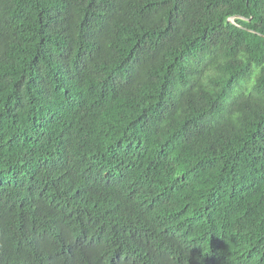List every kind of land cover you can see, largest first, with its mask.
Returning <instances> with one entry per match:
<instances>
[{
  "label": "trees",
  "instance_id": "trees-1",
  "mask_svg": "<svg viewBox=\"0 0 264 264\" xmlns=\"http://www.w3.org/2000/svg\"><path fill=\"white\" fill-rule=\"evenodd\" d=\"M0 264H264V0H0Z\"/></svg>",
  "mask_w": 264,
  "mask_h": 264
},
{
  "label": "water",
  "instance_id": "water-1",
  "mask_svg": "<svg viewBox=\"0 0 264 264\" xmlns=\"http://www.w3.org/2000/svg\"><path fill=\"white\" fill-rule=\"evenodd\" d=\"M233 18H230L229 20L232 21Z\"/></svg>",
  "mask_w": 264,
  "mask_h": 264
},
{
  "label": "rangeland",
  "instance_id": "rangeland-1",
  "mask_svg": "<svg viewBox=\"0 0 264 264\" xmlns=\"http://www.w3.org/2000/svg\"><path fill=\"white\" fill-rule=\"evenodd\" d=\"M252 80H253V78H252ZM250 83H251V81H250ZM249 85V84H248ZM236 91V90H235Z\"/></svg>",
  "mask_w": 264,
  "mask_h": 264
}]
</instances>
